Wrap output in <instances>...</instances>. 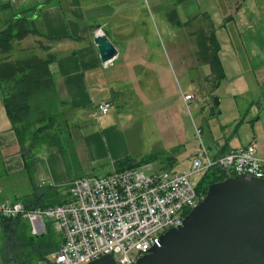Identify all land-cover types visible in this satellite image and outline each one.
I'll list each match as a JSON object with an SVG mask.
<instances>
[{"label": "crops", "instance_id": "crops-1", "mask_svg": "<svg viewBox=\"0 0 264 264\" xmlns=\"http://www.w3.org/2000/svg\"><path fill=\"white\" fill-rule=\"evenodd\" d=\"M44 1L0 0L10 4L1 16L32 17L55 39L51 51L56 60L50 69L71 124L73 148L62 154L57 147L41 146L28 173L0 99V199L29 195L35 186L58 190L75 177L93 173V165L105 161L107 151L114 160L129 157L126 131L137 130L135 124L146 116L151 119L147 125L160 132L157 141L168 151L165 155L172 151V159L153 161L159 169L187 168L201 144L215 157L255 142L264 159V0H51L42 6ZM171 6L191 26H178L187 44L171 46L165 59L152 20L161 15L156 25L167 34L174 32L164 15ZM201 13L215 27L224 73L212 90L202 83L209 67L196 62V45L188 36L204 22L198 19ZM98 28L117 49L107 62L100 60L94 42ZM31 45L32 38H26L16 48ZM198 86L190 102L197 118L192 127L200 129L196 143L187 135L181 93L195 92ZM103 103L110 104L105 114L97 109ZM187 160V167L175 168Z\"/></svg>", "mask_w": 264, "mask_h": 264}, {"label": "built area", "instance_id": "built-area-1", "mask_svg": "<svg viewBox=\"0 0 264 264\" xmlns=\"http://www.w3.org/2000/svg\"><path fill=\"white\" fill-rule=\"evenodd\" d=\"M100 34L103 31L96 29L94 35ZM195 92L181 93L187 109ZM97 109L105 114L110 104H99ZM195 132L201 139L198 127ZM215 167L227 176L264 178V159L258 156L255 142L215 157L201 144L183 170L163 168L145 175L134 167L78 176L69 182L64 203L26 208L20 200L5 197L0 199V218L25 220L33 235L43 234L48 223L61 234L59 247L39 264H85L106 254L116 264H135L204 198L196 186Z\"/></svg>", "mask_w": 264, "mask_h": 264}, {"label": "trees", "instance_id": "trees-1", "mask_svg": "<svg viewBox=\"0 0 264 264\" xmlns=\"http://www.w3.org/2000/svg\"><path fill=\"white\" fill-rule=\"evenodd\" d=\"M50 1L45 0L42 6ZM9 7V3L0 4V99L15 133L25 170L32 173L34 159L41 146L57 147L62 154L72 150V129L67 114L58 110V105L62 106L64 102L57 95L50 69L51 63L56 60L55 53L51 51V43L55 39L48 36L32 17L13 15L3 19L1 12ZM166 17L172 24L188 26L190 29L191 20L181 22L174 8L166 13ZM198 19L204 22L189 33L194 36L196 62L209 67L205 81L210 82L212 90L224 76L218 56L219 43L209 15L201 13ZM26 38H32L31 47L17 50L16 46ZM34 50L44 55L36 54ZM18 51L21 55L15 56ZM42 124L47 128L45 133L40 132ZM171 152L168 155H145L140 160L121 158L113 162V167L120 171L157 159L166 161L172 159ZM226 176L224 171L216 167L209 169L203 174L196 189L205 194L208 184ZM61 187L57 190V187L35 186L31 194L15 200H20L26 208L61 204L67 201L68 194V189ZM61 191L66 192L62 194ZM0 226L2 264H39L46 255L59 247L62 240L61 234L49 223L46 232L39 235L31 234L28 223L19 217L0 218Z\"/></svg>", "mask_w": 264, "mask_h": 264}, {"label": "water", "instance_id": "water-1", "mask_svg": "<svg viewBox=\"0 0 264 264\" xmlns=\"http://www.w3.org/2000/svg\"><path fill=\"white\" fill-rule=\"evenodd\" d=\"M94 42L102 62L117 54L104 33ZM85 264L116 263L106 254ZM135 264H264V178L236 174L208 184L182 224Z\"/></svg>", "mask_w": 264, "mask_h": 264}, {"label": "rangeland", "instance_id": "rangeland-1", "mask_svg": "<svg viewBox=\"0 0 264 264\" xmlns=\"http://www.w3.org/2000/svg\"><path fill=\"white\" fill-rule=\"evenodd\" d=\"M150 2L152 3L153 0H150ZM170 2L172 3L173 0H170ZM172 8H174V7H172V6L169 7V9L166 10V13L170 12V10ZM166 13L164 14L165 17H166ZM177 16L180 20H182V17L179 15V13H177ZM160 18H161V15L160 16L156 15L153 17V20H152L153 36L156 39L157 44L161 48L162 55L164 53L163 57L165 59H167V57L170 55V51H171L170 47L171 46H174V45H184L185 46L187 44V41L185 43L182 40V34L180 32L176 31V30H178L177 25H174L171 22H169L170 26L172 28H175V29L173 30L174 32H169L168 34L160 28L159 24L157 26L156 21L158 22ZM186 35H188V34H186ZM188 36L192 39V43H194V36L190 35V34ZM194 45H195V43H194ZM194 50L196 51V46H195ZM204 68L207 69L208 66L204 65ZM202 83H203V85H204V83H207L208 87H210V82L203 80ZM200 89L201 88H199V90H197L195 92V95L198 94ZM183 108H184V111L186 112V120L188 122V124H187V135L190 137L191 141L196 142V140H197V142H199L198 137L196 136V132H195V125H194V127H192L193 123H196V120H197L196 113L193 110L191 104H190L189 109H187L186 106ZM58 110H62L64 113L67 112L65 109H62V106H60V105H58ZM150 121H151V119L149 118V116H146L144 121H137V123L135 124L136 126L138 125L137 130L129 129L128 131H126V137H127V141H128V147L127 148L129 149V154H127V156H129L130 158H133V159L140 158L141 156L148 155L150 153H155L156 151H161V154L164 153L163 155H165V153L168 152V151H163L162 150L163 146L161 145V143L159 141H157V138H161L159 130L154 129V128H150L149 125H147ZM44 126H45L44 124L41 125V127H43V128L40 132H42V133L47 132V128L46 127L44 128ZM137 135H138V137H136ZM200 138H201V136H200ZM107 155L108 156L105 157V161L99 162L98 164L93 165L94 166L93 167L94 168L93 173H88V174H84V175L94 174L97 176H102V175L108 173L109 171H112L111 165L115 160L111 158V157H113V156H111V152L107 151ZM185 157H186V155H185ZM68 160L70 162L73 161V159H68ZM188 165H189V162L187 160V161H184L182 163H178L175 168L181 169V168L187 167ZM137 169L139 172H142L145 175H150V174H153L154 172H156L159 169V166H158L157 162H151V163H148L145 165L137 166ZM114 171H116V170H114ZM176 171H179V170H176ZM81 176H83V175H81ZM192 180H194V178H192ZM69 182L66 185H64L62 188L68 189ZM204 183L205 184L207 183L206 180H204ZM204 196H205V194H204ZM8 197L10 199H14L12 196H8ZM0 230H1V226H0ZM56 232H58V231H56ZM61 239H62V236H61ZM0 264H2L1 260H0Z\"/></svg>", "mask_w": 264, "mask_h": 264}]
</instances>
